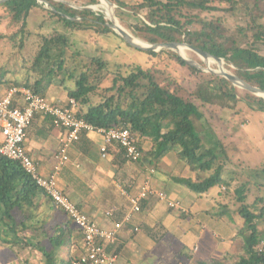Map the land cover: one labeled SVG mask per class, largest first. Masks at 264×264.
I'll return each instance as SVG.
<instances>
[{
    "label": "trees",
    "instance_id": "16d2710c",
    "mask_svg": "<svg viewBox=\"0 0 264 264\" xmlns=\"http://www.w3.org/2000/svg\"><path fill=\"white\" fill-rule=\"evenodd\" d=\"M47 1L58 11L39 0L0 3L10 8L14 22L22 23L16 32H0V43L6 39L13 43L17 36L24 35L30 17L37 10L44 11L47 18L57 20L72 32L90 29L97 32L98 37L114 36L121 42L125 41L106 24L110 20L103 12L89 8L88 5L97 4L99 0H82L80 7L65 1ZM111 1L135 17L133 22L125 18L122 21L136 36L151 43L185 42L214 56L226 58L236 66H229L231 71L264 89V52L259 48L260 43L264 44V0ZM59 11L74 19L63 16ZM232 14L236 17L243 14L245 23L239 25L230 21ZM89 17L99 23L86 24L85 18ZM54 31L40 34V46L31 66L36 73L35 79L11 80L6 78L4 72L0 74L1 90L5 85H27L46 96L50 86L57 83L67 92L68 99L76 100L78 117H84L96 126L125 127L137 136L142 151L138 161L127 159L121 146L110 147V150L115 149L120 164L136 163L142 169L153 168L155 173L157 168L161 169L164 157L173 151L178 154L180 167L196 173V178L170 174L175 183L187 186L200 196L215 185H231L223 176V142L218 138L205 139L193 118L195 116L202 120L204 115L201 108L206 106L235 109L242 102L243 108L238 112L250 110L264 113L263 97L240 90L232 81L216 73L197 68L170 48L138 50L153 57L163 54L174 56L182 67L190 71L189 77H180L161 69L158 62L146 67L129 65L125 72L120 69L121 66L117 71H110L105 68L106 60L103 61L101 57H92L90 61L78 60L81 53L71 50L70 36L55 28ZM189 53L191 59L204 64L196 53ZM91 65L97 66L96 71H91ZM146 143H150V148H146ZM248 190V183L235 190L240 202L238 212L244 221L239 231L243 253L235 256L228 252L222 257L199 259L197 264H264V239L258 224L264 216V205H261L264 199L257 197L248 203ZM43 201L47 207L45 211L41 210ZM50 219L51 226L47 227ZM0 243V247H7L11 251L28 246L36 248L42 264H73L84 251L81 247L84 244L83 234L67 213L38 186L20 162L1 155ZM111 245L107 244L110 251ZM73 246L76 248L72 250ZM16 254L22 262L27 260L26 264L32 258L31 255L22 258L19 252Z\"/></svg>",
    "mask_w": 264,
    "mask_h": 264
},
{
    "label": "crops",
    "instance_id": "0c3cea01",
    "mask_svg": "<svg viewBox=\"0 0 264 264\" xmlns=\"http://www.w3.org/2000/svg\"><path fill=\"white\" fill-rule=\"evenodd\" d=\"M5 88H0V91ZM59 91L50 87L46 97L64 104L68 100L67 92L61 89ZM62 135L63 129L55 126L48 116L37 115L28 128L26 148L38 163L42 175L47 176L53 171V155L59 147ZM102 143L103 136L100 133L85 132L78 141L70 144V160L58 174L57 182L60 189L98 224L112 227L130 210L128 195L137 193L148 172L136 163L120 164L117 153H114L115 149L110 150L112 145L117 144H110L109 155L103 157L100 150ZM160 168H155V173L149 172L151 182L157 189L165 190L171 199L182 201L191 214L182 215L180 210L170 209L167 201L156 196L144 199L142 209L134 213L130 222L124 224L117 234L116 242L111 245L112 251H117L118 254L114 264H194L193 256L198 254L196 262L199 259L225 256L230 249V243H233L231 237H234L237 226L235 220L227 222L225 218L224 224L232 230L231 233L227 234L229 236L225 240L223 235L217 238L216 233H213L219 242L210 244L212 240L206 236L207 226L215 222L220 224L222 221L217 220L216 212L210 210V206L214 207L215 203L209 195L200 196L187 186L172 181L170 174H175L172 170L162 166ZM180 171L182 172L176 175L194 177L184 167H180ZM42 205L41 210H47L45 201ZM111 209L113 214L107 215ZM203 224L206 225L202 227ZM172 234L178 236L170 238L169 235ZM197 238H201L207 246L200 245ZM81 247L84 250V244ZM202 250L204 255L200 254ZM170 251L171 255H168ZM80 252L81 250L77 253Z\"/></svg>",
    "mask_w": 264,
    "mask_h": 264
},
{
    "label": "rangeland",
    "instance_id": "374dc122",
    "mask_svg": "<svg viewBox=\"0 0 264 264\" xmlns=\"http://www.w3.org/2000/svg\"><path fill=\"white\" fill-rule=\"evenodd\" d=\"M57 1H65L74 7H80V4L82 3V0ZM102 1L103 0H99V3L88 6H91L92 10L95 12H103L105 17L110 20V22L111 18L115 19L120 25L135 35L124 25V22L122 21V18H125L129 22H133L135 21V17L129 15L126 10H123V7H120L119 4H116L113 1L112 2L115 4V6H111L105 0L104 1L106 3H103ZM107 8L112 9L113 13L109 14ZM234 18H237L238 20H235ZM245 18L246 17L243 14L239 15L238 17L232 14L230 21H233L234 23L238 22L239 25H243L246 20ZM85 23L90 25L99 23V21L95 20V18L89 17L85 18ZM41 26H44V28L41 29ZM21 27V22H14L12 20L10 8L0 4V32L11 34L18 31ZM54 28L56 31L66 33L70 36L72 41L71 50L74 52L80 51L81 53V55L77 57L78 60L90 61L92 57H101L103 58V61L106 60V69L110 71H117L119 66H121L120 69L123 72H125L127 66L129 65L140 64L146 67L158 62V64H160L159 68L161 69L170 71V73L179 75L180 77H189L190 71L187 68L182 67L174 56L170 57L166 54H163L158 57H153L138 50V48L133 45L130 46V43L128 44L125 41H119L114 36L98 37L97 32L90 29L72 32L65 29L61 23L57 22V20H51L49 16L47 18L45 12L41 10L35 11L30 17V23L24 35L20 34L17 36L16 41L13 43L9 42L7 39L0 43V74L5 72L6 78H10L11 80L24 81L28 77L34 80L36 73L33 69H31V66L40 46V34L41 32H55ZM259 48L264 52L263 43L259 44ZM190 51L196 53L198 57L204 62V64H201L195 59H191L189 53ZM176 52L179 54L178 51ZM183 52L185 57L196 61L202 66V70L206 72H209L207 70L208 66L214 69H219L218 63L208 62L204 57L192 49L184 48ZM92 66L93 65H91V67ZM229 66L233 68L236 67L232 61L224 58V67L227 71L234 73L230 70V68H228ZM96 67L97 66L92 67L91 71H96ZM193 80H195V78H193ZM6 86L7 85L3 87ZM1 87L2 86H0V88ZM50 87H53V89H58V91L59 89L63 90L57 83H53ZM239 88L242 91L246 90L242 87ZM243 105L244 103L242 102L235 109H223L206 106L201 108L204 115L202 120L195 116L193 118L197 129L201 130V133L205 139L212 137L213 139L218 138L223 142L225 149V153L222 155L221 159V162L224 165L223 176L224 178L228 179L229 182H231L230 186L226 184L222 187H220V185H215L204 195L210 196L211 201L215 203L214 207L210 206V210L217 213V220H222V224H217V222H215L214 224L207 226L206 236H209V238L212 240L210 244L219 242L214 237L213 233H216L215 235L217 238H220V235H223L222 238L225 240L227 236H229L227 234L231 233L232 231L228 229L226 224H224L225 218L228 220L227 222L232 219V222L235 220L237 226H235V232L233 233L234 237H231V242L233 241V243L232 245L230 243V249L228 251L230 254H234L235 256L243 253L242 240L240 238L241 236H239V231L244 224L243 218L238 212L240 202L237 200L235 194L236 188L243 185L244 183L249 184V190L247 191L246 199L248 203H252L257 197H263L264 199V113L251 112L250 110L238 112L241 107L243 108ZM146 148H150V143H146ZM178 161V154L172 151L169 155L164 157L161 166L165 169H170L169 171L172 170V173H181L182 171H180V165ZM186 169H188L189 174L194 176L193 178H196L195 172H191L189 168ZM146 172L148 173H146V178L144 181L148 179L149 169H147ZM185 175H187V173H185ZM168 200L173 199H171L169 196ZM167 205L170 208L168 201ZM261 205H264V200L262 201ZM179 207L175 208V210H180L182 215L191 214V211H188L187 206L183 204L182 201H180ZM202 213H204V211H202ZM220 214L222 216H220ZM41 215H43V213H41L40 216ZM51 219L50 223L47 224V227L51 224ZM191 219L192 218H190V220ZM258 224L264 239V216L259 220ZM205 225L206 224H203L202 227ZM174 236L178 235H169L170 238H173ZM197 236H199V234H197ZM197 239L194 240L197 241ZM43 241L45 242L46 239H43ZM198 241L200 245H206L203 244L201 238L200 240L198 239ZM192 243L193 242H191V244ZM47 245L49 246L48 243ZM75 248L76 246H73L72 250ZM18 249L19 248H16V251H11L9 248L1 246L0 264H26L27 260L22 262L17 257L18 255L16 252H19V256L21 255L22 258H26L28 255H31L32 258L30 259L29 264H42V261L40 260V252L36 248L28 246L24 249ZM67 251L68 250H66L65 253ZM203 253L204 251L202 250L200 254L204 255ZM168 255H171V251ZM198 256H193L195 257L194 264H197L196 257L198 258Z\"/></svg>",
    "mask_w": 264,
    "mask_h": 264
},
{
    "label": "built area",
    "instance_id": "2783aa9c",
    "mask_svg": "<svg viewBox=\"0 0 264 264\" xmlns=\"http://www.w3.org/2000/svg\"><path fill=\"white\" fill-rule=\"evenodd\" d=\"M76 111L77 102L74 98L60 104L27 85L6 87L4 91H0V155L20 162L38 186L46 191L81 230L84 251L73 264H114L118 254L108 250L107 244L116 242L119 230L126 222L131 221L134 213L142 209L144 199L156 196L160 200L168 201L172 208H178L180 202L168 200L169 195L164 190L157 189L148 175V179L142 183L137 193L128 195L131 207L122 220L116 221L112 227H104L92 219L60 189L57 182L58 174L70 160V144L78 141L84 132H98L103 136L100 146L103 157L109 155L110 144L121 146L130 161L140 160L142 151L137 136L130 129L120 126H96L84 117H78ZM37 115L50 117L55 126L63 129L59 147L53 155L54 169L47 176L39 172L38 163L28 153L25 144L27 130ZM149 172L153 173L154 169H149ZM112 214V209L107 212V215Z\"/></svg>",
    "mask_w": 264,
    "mask_h": 264
},
{
    "label": "water",
    "instance_id": "95a60500",
    "mask_svg": "<svg viewBox=\"0 0 264 264\" xmlns=\"http://www.w3.org/2000/svg\"><path fill=\"white\" fill-rule=\"evenodd\" d=\"M9 0H0V3L6 2ZM40 2L45 3L46 6L52 8L55 11H58L56 9V7L54 5H52L49 1L47 0H39ZM108 4H110L111 6H115V4L111 1V0H105ZM89 8L92 9L91 6H89ZM63 16L67 17V18H72L74 19V17H71L70 15H68L67 13L63 12V11H59ZM79 20H84L82 18H77ZM107 25H109L112 29H114L117 33H119L126 42L130 43L131 45L140 48V49H150V50H161V49H165V48H170V49H174L176 51L179 52V54L181 55V57L186 60L188 63L196 66L199 69H202V66L200 64H198L196 61L188 59L187 57L184 56V54H182L180 52V47L183 46L184 48H189L194 50L195 52H197L199 55H201L202 57H204L208 62H210L211 58L214 57L220 61L224 60V58L222 57H217L214 56L212 54H210L207 51H204L198 47H195L193 45H190L188 43L185 42H157V43H151L143 38H140L138 36L133 35L132 33H130L127 29H125L122 25H120L115 19L111 18V22L107 23ZM142 43H140V42ZM207 70L209 72H213L216 73L222 77H225L227 79H229L230 81H232L235 85H238L239 87H242L258 96H261L264 98V89L252 85L251 83L247 82L246 80L242 79L241 77H239L238 75L231 73L229 71L226 70V68L221 67L219 65V69H214L210 66L207 67Z\"/></svg>",
    "mask_w": 264,
    "mask_h": 264
},
{
    "label": "bare ground",
    "instance_id": "6f19581e",
    "mask_svg": "<svg viewBox=\"0 0 264 264\" xmlns=\"http://www.w3.org/2000/svg\"><path fill=\"white\" fill-rule=\"evenodd\" d=\"M102 2H103V3H106L104 0H103ZM105 6H106V5H105ZM107 11L109 12V14H112V13H113L112 9H110V8H107ZM124 28H125V27H124ZM138 42H140V41H138ZM140 43H142V42H140ZM183 49H184V47L181 46V47H180V52H181L182 54H184ZM210 62H212V63H218L221 67H224V60L220 61V60H218V59L212 57L211 60H210ZM224 68H225V67H224Z\"/></svg>",
    "mask_w": 264,
    "mask_h": 264
}]
</instances>
